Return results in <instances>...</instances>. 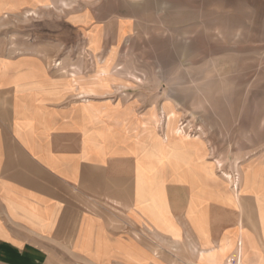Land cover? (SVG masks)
<instances>
[{
	"label": "crops",
	"instance_id": "0c3cea01",
	"mask_svg": "<svg viewBox=\"0 0 264 264\" xmlns=\"http://www.w3.org/2000/svg\"><path fill=\"white\" fill-rule=\"evenodd\" d=\"M72 2L66 8L57 0H0V18L26 20L20 53L0 55V264H161V239L191 242L196 252L227 239L232 247L224 255L233 254L241 210L221 201L224 186L208 179L205 142H195L202 157L196 165L220 200L191 203L188 185L171 179L170 163L161 178L167 159L159 148L145 172L150 157L141 146L130 150L123 123L111 116L112 65L102 52L134 28L128 1ZM81 47V71L60 72L74 56L65 48ZM145 186L152 201L140 198ZM258 243H248L257 258L248 264H264Z\"/></svg>",
	"mask_w": 264,
	"mask_h": 264
},
{
	"label": "rangeland",
	"instance_id": "374dc122",
	"mask_svg": "<svg viewBox=\"0 0 264 264\" xmlns=\"http://www.w3.org/2000/svg\"><path fill=\"white\" fill-rule=\"evenodd\" d=\"M57 1L60 5L64 2L66 8L73 3ZM127 1L134 12L135 26L118 41V46L102 52L112 65L111 116L123 123L130 150L141 146L145 158L150 157V162L144 163L145 172L152 169L151 155L159 148L161 158L167 159L161 178L166 176L170 163L174 169L171 179L178 185H188L191 203L220 200L209 191L215 190L207 185V178L196 165L202 157L195 142H205L206 158L213 167L208 179L224 186L221 201L234 203L241 210L243 264L249 259L255 263V247L248 249L253 238L258 239L264 253V6L258 0ZM25 21L19 16H1V56L20 53ZM63 54L74 56L62 67L60 63L52 64L55 69L60 67L65 75L81 71L75 59L85 54V47L65 48ZM179 128L183 133H177ZM149 189L152 191L144 187L142 200L152 201ZM250 208L258 215L255 227L246 218ZM190 209L193 216H199L195 207ZM136 235L146 243L152 241ZM238 236L240 243V227ZM224 240L219 248L211 246H227L229 242ZM211 246L203 245L196 252L191 242L173 244L161 239L160 248L155 249H160L156 253L161 264L170 262L169 252L175 255L174 264H185V260L209 264L200 252ZM232 255L236 252L224 255L221 263H227Z\"/></svg>",
	"mask_w": 264,
	"mask_h": 264
},
{
	"label": "bare ground",
	"instance_id": "6f19581e",
	"mask_svg": "<svg viewBox=\"0 0 264 264\" xmlns=\"http://www.w3.org/2000/svg\"><path fill=\"white\" fill-rule=\"evenodd\" d=\"M106 71V70H105ZM173 115V114H172ZM171 115V116H172ZM177 133H183L182 129H178ZM239 166V165H238ZM229 174L227 173V176ZM226 176V177H227ZM230 177V175L228 176V178ZM253 177H255V175H252L251 179L253 182ZM237 182V181H236ZM236 184V183H235ZM148 187V186H147ZM236 190H237V186H236ZM150 192H152L149 189ZM236 192V191H235ZM238 196V195H237ZM240 196V195H239ZM242 196V195H241ZM238 198V197H236ZM242 199V198H241ZM248 215H246V218H248L249 220V224L253 225H257L259 224V222H257V217L258 215L256 214L255 210H248ZM255 215H257V217L255 218ZM242 223V222H241ZM248 224V225H249ZM241 228V233H242V240L240 241L239 245L237 246V250H236V256L232 255V257L228 258L227 261L231 258H236L238 260V264H243V257H244V247H245V242H243L244 238H245V231H244V226L243 223L240 226ZM229 246L232 247V243L229 242L227 246L221 247L220 249L215 248L214 246H211L210 248H208V250L205 251H201L200 255L203 260H206L209 264H227L223 261V263H221V258L224 256V254L226 253L227 249L229 248Z\"/></svg>",
	"mask_w": 264,
	"mask_h": 264
},
{
	"label": "built area",
	"instance_id": "2783aa9c",
	"mask_svg": "<svg viewBox=\"0 0 264 264\" xmlns=\"http://www.w3.org/2000/svg\"><path fill=\"white\" fill-rule=\"evenodd\" d=\"M227 264H238V260L236 258H231L227 261Z\"/></svg>",
	"mask_w": 264,
	"mask_h": 264
}]
</instances>
